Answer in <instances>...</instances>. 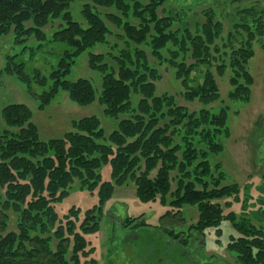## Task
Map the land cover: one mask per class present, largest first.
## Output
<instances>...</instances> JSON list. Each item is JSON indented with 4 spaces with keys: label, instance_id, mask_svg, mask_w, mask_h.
<instances>
[{
    "label": "trees",
    "instance_id": "obj_1",
    "mask_svg": "<svg viewBox=\"0 0 264 264\" xmlns=\"http://www.w3.org/2000/svg\"><path fill=\"white\" fill-rule=\"evenodd\" d=\"M73 1L0 0V37L13 33L17 44L31 36L42 41L44 28L61 18L64 25L53 33L52 41L66 45L49 76L38 68L27 72L16 55L6 57L3 73L18 79L39 100L40 109L60 90L73 102L89 105L96 100L93 83L85 78L70 81L67 76L83 53L108 44L111 35L121 37L125 46L113 56L117 69L107 63L104 53H88L89 68L103 74L98 100L105 115L118 125L106 135L100 119L90 116L74 120V130L62 137L42 140L28 105L16 102L0 109V264H97L87 235L100 230L101 214L115 187L130 182L141 202L159 200L169 207L160 216L162 222L185 225L183 208L187 205L198 210V221L189 228L198 236L209 230L222 236V224L229 221L238 233L230 235L227 244L236 261L264 264V225L233 211L225 215L219 202L229 198L239 202L243 192L245 204L248 186L224 184L222 163L210 161L211 155L224 151L222 138L230 132L228 107L212 110L221 97L212 71L214 62L221 60L216 64L218 75L229 68L233 72L229 99L249 101L254 77L247 65L254 55L253 42L264 36V10L250 6L241 12L246 20L234 26L245 30L247 40L231 49L228 64L223 55L229 47L218 44L224 25L212 8L202 12L204 20L193 31L187 21L179 19L182 25L175 28L173 15H159L167 0H83L80 12L85 24L74 19ZM99 8L115 12L105 11L104 16ZM149 51L172 68L184 87L183 97L198 101L200 109L190 111L171 94L156 95V82L162 75L150 64ZM201 66L207 67L203 81L191 86V76ZM50 82L48 90L35 93V85L46 87ZM107 165L111 180L103 179ZM76 181L81 189L96 193L98 202L84 212L72 206L61 218L55 205L70 195ZM258 202L263 205L260 212L255 211L260 222L264 202ZM142 218L143 214L123 223L148 225ZM12 219L15 228L11 230ZM168 233L178 238L184 231L170 229Z\"/></svg>",
    "mask_w": 264,
    "mask_h": 264
},
{
    "label": "rangeland",
    "instance_id": "obj_2",
    "mask_svg": "<svg viewBox=\"0 0 264 264\" xmlns=\"http://www.w3.org/2000/svg\"><path fill=\"white\" fill-rule=\"evenodd\" d=\"M83 0H75L71 5V11L76 21L82 22L81 6ZM254 6L261 12L264 10V0H167L159 9V15H173L176 18L175 28L181 27L182 21H187L190 28L195 31L198 22L204 20L202 12L212 8L216 12L217 19L224 25L222 38L218 40L220 46L226 43L227 55H223L229 64V54L232 48H239L245 44L247 33L243 28H236L235 24L245 22L241 12ZM101 9L103 15L115 12L113 9ZM108 11V12H105ZM110 27L123 35L120 28L107 20ZM61 18L52 20L44 30L46 38L42 41L35 36L29 37L25 42L15 43L14 34L0 37V109L9 103H24L33 111L32 121L37 125L42 140L60 138L66 132L73 131L72 122L85 117L97 116L101 121V127L109 135L117 128L118 121L105 115L104 107L98 98L102 90V73L89 68V52L104 53L107 63L117 69L113 56L123 48L124 40L116 35L109 37L106 45H98L94 49L83 53L67 76L70 81L79 78L89 79L96 90V100L89 105H79L73 102L67 92L60 90L51 103L44 109L39 108V100L26 92L25 86L14 76L3 73L6 57L16 55L17 62L26 65L27 72L32 69H40L44 75L49 76L57 66L59 59L66 48L61 42H54L53 33L62 27ZM264 36L257 37L253 42L254 55L249 60L247 69L254 77L249 101L230 100L229 92L233 89L230 78L233 75L231 69H227L224 75H218L216 64L212 68L220 88V99L212 105V110L217 112L221 107H228L229 136L223 137L225 149L219 155H211L212 165L221 162L226 172L224 184L238 183L242 188L248 186V200L244 204L243 192L240 201L233 198L222 199L219 202L224 207L225 215L235 212L252 219L257 225H264V220L258 222L255 218L257 211L264 202ZM146 48V46H144ZM148 49V48H146ZM225 49V48H223ZM150 64L158 68L162 79L156 82V95L171 94L175 96L179 105L185 106L190 111L200 109L198 101H188L183 97L184 87L174 75L172 68L166 63H160L153 58L150 51L147 52ZM164 54L167 55L164 51ZM192 62V60H189ZM207 67L201 66L193 72L191 86L203 81V75ZM51 82L46 87L34 86L36 94L48 90ZM135 98V96H134ZM111 168L109 165L102 170L103 179L111 180ZM176 182L173 183V190ZM98 202L96 193H90L80 188L76 181L70 189V195L62 202L57 203L56 210L62 218L72 206L82 209L92 207ZM227 202H232L229 207ZM264 204V203H263ZM245 205V207H244ZM263 206V205H262ZM168 206H163L159 200L150 203L141 202L135 192V186L130 182L127 185L116 186L111 199L105 204L101 214V227L95 234L87 235L90 247L94 249L91 257L97 260V264H239L236 255L227 249L230 235L238 236L229 221L222 224L223 235L217 236L214 230L206 231L198 236L190 232L189 228L198 221V210L193 206H185L183 215L185 225L177 226L162 222L160 216L164 214ZM264 209V208H263ZM260 212V210H258ZM144 215L148 225L125 226L123 221ZM81 215V220H82ZM141 219V220H142ZM10 224L11 230L15 228ZM263 221V222H262ZM174 229L176 233L184 231L178 238L170 235L168 230ZM84 262L85 259L82 258Z\"/></svg>",
    "mask_w": 264,
    "mask_h": 264
}]
</instances>
